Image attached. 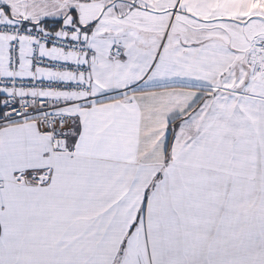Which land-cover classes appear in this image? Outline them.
Wrapping results in <instances>:
<instances>
[{"label":"snow or ice","instance_id":"6c2138e0","mask_svg":"<svg viewBox=\"0 0 264 264\" xmlns=\"http://www.w3.org/2000/svg\"><path fill=\"white\" fill-rule=\"evenodd\" d=\"M0 264H264V0H0Z\"/></svg>","mask_w":264,"mask_h":264}]
</instances>
